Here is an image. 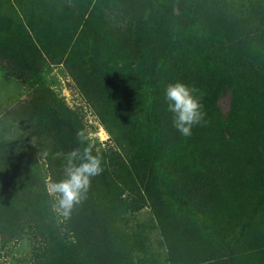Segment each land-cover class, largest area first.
I'll use <instances>...</instances> for the list:
<instances>
[{"label":"trees","instance_id":"trees-1","mask_svg":"<svg viewBox=\"0 0 264 264\" xmlns=\"http://www.w3.org/2000/svg\"><path fill=\"white\" fill-rule=\"evenodd\" d=\"M117 11L127 17L111 23ZM48 64L125 150H93L103 172L67 221L45 179L63 178L53 154L84 147L82 127L43 87ZM0 68L37 85L0 108V253L25 239L24 264H159L142 230L121 225L122 196L137 194L166 264H264V0H0ZM176 81L199 90L206 114L187 137L167 110ZM235 89L228 120L217 99Z\"/></svg>","mask_w":264,"mask_h":264},{"label":"rangeland","instance_id":"rangeland-1","mask_svg":"<svg viewBox=\"0 0 264 264\" xmlns=\"http://www.w3.org/2000/svg\"><path fill=\"white\" fill-rule=\"evenodd\" d=\"M127 17L121 11L112 12L108 15V20L111 23H119L121 18ZM122 23V21H121ZM133 23V21H131ZM0 68V108L10 107L15 103L25 100L33 92V88L37 85L29 86L20 83L13 75L4 72ZM42 85L54 97L60 100L72 113L77 117L80 122L82 131L88 136V143L93 145L94 151L115 152L119 158L125 157V150L117 148L110 140L109 135L105 132L100 123V119L93 113L90 107L86 104L83 97L77 91L73 81L66 73L63 65L61 64H48L44 66L42 72ZM240 92L235 89L233 91L222 90L218 95L217 109L222 117L228 120L232 114L231 112V95ZM244 97V96H242ZM233 98V96H232ZM8 119V118H7ZM6 118L2 117L0 113V123H3ZM19 129V128H18ZM14 129L10 130L13 133ZM259 150L262 167L264 172V150L260 147ZM48 179L46 178L45 181ZM139 196L136 194L130 196L124 194L122 199L126 200L127 208L124 212L121 222L122 228L126 232H132L136 228L142 230L141 237L146 247V252L149 256L159 264L165 263V246L159 231L155 228V224L150 221V210L146 203H140ZM138 202V203H137ZM196 222L201 226V220L197 216ZM30 244L25 240L12 243L0 253V264H24L25 258L29 256Z\"/></svg>","mask_w":264,"mask_h":264},{"label":"clouds","instance_id":"clouds-1","mask_svg":"<svg viewBox=\"0 0 264 264\" xmlns=\"http://www.w3.org/2000/svg\"><path fill=\"white\" fill-rule=\"evenodd\" d=\"M201 96L197 88L180 81L169 83L165 88L167 110L173 114V125L185 137L192 134L194 126L205 122ZM88 139L83 131L78 132L77 140L84 147L53 154L54 159L64 160L63 178H49L46 190L53 198V213L63 221L69 220L73 210L87 199L92 178L103 172V158L99 152L93 154V145L88 143ZM48 155L47 151L43 153L45 159Z\"/></svg>","mask_w":264,"mask_h":264}]
</instances>
